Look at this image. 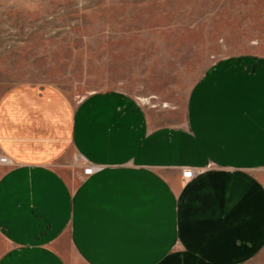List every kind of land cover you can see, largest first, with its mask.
I'll return each mask as SVG.
<instances>
[{
  "label": "crops",
  "instance_id": "crops-1",
  "mask_svg": "<svg viewBox=\"0 0 264 264\" xmlns=\"http://www.w3.org/2000/svg\"><path fill=\"white\" fill-rule=\"evenodd\" d=\"M0 154V264H242L264 249V57L206 66L174 126L123 91L16 85Z\"/></svg>",
  "mask_w": 264,
  "mask_h": 264
},
{
  "label": "rangeland",
  "instance_id": "rangeland-1",
  "mask_svg": "<svg viewBox=\"0 0 264 264\" xmlns=\"http://www.w3.org/2000/svg\"><path fill=\"white\" fill-rule=\"evenodd\" d=\"M243 54L264 57V0H0V95L46 85L77 105L119 90L174 126L199 73ZM242 264H264V249Z\"/></svg>",
  "mask_w": 264,
  "mask_h": 264
},
{
  "label": "built area",
  "instance_id": "built-area-1",
  "mask_svg": "<svg viewBox=\"0 0 264 264\" xmlns=\"http://www.w3.org/2000/svg\"><path fill=\"white\" fill-rule=\"evenodd\" d=\"M0 164L1 165H9L10 164V160L7 156L0 154ZM95 171V167L93 166H86L83 168V174L84 175H89L91 173H93ZM186 173H188L189 175H186ZM196 171L192 168H188L186 170L182 171V177L183 178H187L190 179L193 176H195Z\"/></svg>",
  "mask_w": 264,
  "mask_h": 264
},
{
  "label": "snow or ice",
  "instance_id": "snow-or-ice-1",
  "mask_svg": "<svg viewBox=\"0 0 264 264\" xmlns=\"http://www.w3.org/2000/svg\"><path fill=\"white\" fill-rule=\"evenodd\" d=\"M186 175H189L188 173H186Z\"/></svg>",
  "mask_w": 264,
  "mask_h": 264
}]
</instances>
